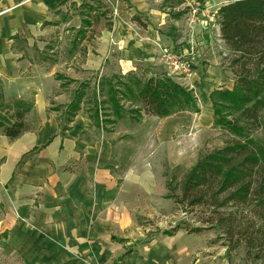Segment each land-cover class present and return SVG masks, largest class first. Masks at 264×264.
Returning a JSON list of instances; mask_svg holds the SVG:
<instances>
[{
	"label": "crops",
	"instance_id": "0c3cea01",
	"mask_svg": "<svg viewBox=\"0 0 264 264\" xmlns=\"http://www.w3.org/2000/svg\"><path fill=\"white\" fill-rule=\"evenodd\" d=\"M100 1L109 12L100 19L98 33L89 43L75 38L67 55L55 61L54 49L42 37L61 25L88 29L83 27L85 18L74 23L72 8L95 1L0 0V124L13 125L16 112L23 110L20 102L31 104L22 135L11 139L0 126V258L5 264H133L134 253L126 258L130 261H121L124 247L115 239L127 237L126 231L135 226L134 208L148 187L142 178L135 180L137 162L118 176L123 164L114 154L112 131L106 132L101 119L95 123L84 97L67 119L74 94L82 92L79 85L68 92L66 80L82 84L87 74L93 75L98 87L102 79L140 75L142 68L150 67L155 74L162 66L169 71L164 48L188 49L173 38L171 27L188 17L190 31L189 12L166 7L167 0ZM230 1L202 2L211 5L215 16ZM213 27L227 50L219 24ZM210 28L208 23L205 32L214 31ZM208 62H195L184 77L199 99V113L180 111L165 118L145 114L154 121L152 135L159 145H175L193 120L202 127L213 125L210 95L215 89H232L233 83L222 80L231 79L233 72L217 56L210 55ZM108 117L111 125L121 119Z\"/></svg>",
	"mask_w": 264,
	"mask_h": 264
},
{
	"label": "trees",
	"instance_id": "16d2710c",
	"mask_svg": "<svg viewBox=\"0 0 264 264\" xmlns=\"http://www.w3.org/2000/svg\"><path fill=\"white\" fill-rule=\"evenodd\" d=\"M90 1L95 2H85L81 8H86L93 22L89 19L83 22L97 26L101 18H108L109 11L100 0ZM216 15L220 37L230 52V56L225 59L236 78L232 89H215L210 95L213 126L229 132L233 138L223 146L201 155L178 185L168 183V197L175 198L178 203L211 209V219L207 221L225 233L229 249L238 247L243 238L247 254H254L264 264V141L250 134L251 129L264 121V0H232L222 5ZM102 80L99 87L103 93L102 85L108 86L105 103L111 104L107 115L113 112L115 118L132 113L121 105L120 100L123 98L135 102L139 111L159 118L180 111L200 112L194 90L170 76L156 74L142 77L131 73L119 78L116 87L111 82L112 78ZM81 99L82 95H79L69 105V121L80 109ZM20 107L23 110L16 112L13 125L0 124L11 139L27 130L23 119L31 104L20 102ZM87 110L99 125L98 111ZM234 207L249 210L251 217L259 220L260 232L238 230L236 211L232 210ZM240 225L242 227V222ZM179 229L178 226L165 233L173 235ZM203 229L202 226L191 230L187 228L194 232ZM236 235L239 238L234 242ZM232 241L233 246L230 244Z\"/></svg>",
	"mask_w": 264,
	"mask_h": 264
},
{
	"label": "rangeland",
	"instance_id": "374dc122",
	"mask_svg": "<svg viewBox=\"0 0 264 264\" xmlns=\"http://www.w3.org/2000/svg\"><path fill=\"white\" fill-rule=\"evenodd\" d=\"M186 2L188 3L178 5L176 0H167L165 1V6L175 7L176 11L189 12V18L193 9L197 8L199 10V19H206L207 23H210L211 31H213L214 23L217 22V15L215 14L214 16V11H209L211 5L205 7L201 0H186ZM86 12V8L73 6L72 17H74V23H77L81 18L89 19L93 22V17L88 16ZM187 20L188 17L184 18L178 26L171 27L170 33L173 38L175 40L180 39L178 44L188 49L194 46L196 51H198L195 62L210 63L208 62L209 56H217L221 60L222 65L229 68L228 60L225 58L230 56V52L221 45V42L217 41L215 30L211 33L205 32L206 29L202 24L195 30V27H190L189 31ZM87 23L83 22V27H88L86 30L79 29L82 31H78L77 28L66 30V27L61 25L57 31L42 37L44 40L49 41L50 46L54 49L51 53L53 60L59 61L58 59L65 57L68 53L67 46L75 38H80V42L89 43L95 32L98 33L103 26V23L97 25L94 27L95 30ZM210 39L213 42L211 44L206 43L207 40L210 42ZM202 42L204 43L202 44ZM177 50L180 49L178 48ZM209 53L210 55H208ZM159 70L161 72H158V74L170 76L176 82L191 88L184 79L187 74L181 76L172 74L171 76L169 75L170 71L165 66H162ZM139 74L142 77L156 75L155 70L150 67L145 70L142 68ZM231 76L233 81L230 78H225L222 81H228L229 84L232 85L233 83L234 85L236 76L234 73ZM93 77V75L87 74L82 84H79V81L74 83V80H66L69 87L68 92L75 91L80 86L79 92H82L80 95L84 97L85 108L98 111V121L100 123L101 119V126L107 133L110 130L112 131L114 154L123 164V168H119L118 176L123 177L125 168L127 169L129 165L137 162L135 180L142 178L141 183L148 187L147 191H143V201H140L138 206L134 208V218L137 220L135 226L132 230L126 231L127 237L115 239L118 245H123L124 247L123 253H121V255L123 254L121 261L124 262L131 253H134L132 255V257H135L132 259L133 264H263L254 254H247L243 238L238 247L229 249V240L226 238L225 233H221L219 229L213 227L207 221L209 218L211 219V209L178 203L175 198L168 197L170 193L168 183L178 185L201 155L223 146L230 138H233L229 132L213 125L211 127H202L193 120L191 126H185L182 129L183 135L176 140L175 145L161 146L155 142V137L152 135L154 121H150L149 119L151 118L145 116V113L142 115L137 109L138 106H136L135 102L131 103L129 99L123 98L120 103L126 110H131L132 113L128 112L123 118L112 123V125L109 123L110 118L107 114L110 113L108 109L111 104L105 103L108 86L102 85L104 90L102 93L100 87L95 86L93 83ZM118 79L112 78L113 86ZM224 84L226 83L221 86H225ZM77 94H74L75 99L79 96ZM111 113L113 114V112ZM94 118L96 119V117ZM184 130L187 131L185 132ZM177 134H180V132ZM250 134L254 138L264 141V121L251 129ZM142 155L144 159L141 160ZM134 183L137 182L134 181ZM176 192L178 193L179 189ZM232 210L236 211L238 230L260 232V222L251 217L249 210L236 209V207ZM240 222H242V227ZM178 226L180 229L173 235L165 233L167 230L170 231ZM199 226L205 229L201 232L189 231ZM237 238H239V235L234 237V242ZM230 244L233 246V241ZM5 261L8 260L5 259ZM119 262V260H116L113 264H119ZM0 264H5L1 258Z\"/></svg>",
	"mask_w": 264,
	"mask_h": 264
},
{
	"label": "built area",
	"instance_id": "2783aa9c",
	"mask_svg": "<svg viewBox=\"0 0 264 264\" xmlns=\"http://www.w3.org/2000/svg\"><path fill=\"white\" fill-rule=\"evenodd\" d=\"M198 12L199 10L194 8L190 14L189 26L191 28L199 22L203 23L204 27L208 25L204 19H199ZM197 52L194 46L183 51H176L170 47H165L163 51L164 62L168 66L171 74H177L179 76L188 74L191 71L192 64L196 61Z\"/></svg>",
	"mask_w": 264,
	"mask_h": 264
}]
</instances>
